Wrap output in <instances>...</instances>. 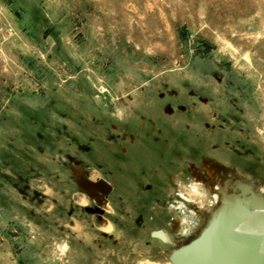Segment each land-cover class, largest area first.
I'll use <instances>...</instances> for the list:
<instances>
[{
	"label": "rangeland",
	"instance_id": "374dc122",
	"mask_svg": "<svg viewBox=\"0 0 264 264\" xmlns=\"http://www.w3.org/2000/svg\"><path fill=\"white\" fill-rule=\"evenodd\" d=\"M240 179L264 193V0H0V264H169Z\"/></svg>",
	"mask_w": 264,
	"mask_h": 264
},
{
	"label": "water",
	"instance_id": "95a60500",
	"mask_svg": "<svg viewBox=\"0 0 264 264\" xmlns=\"http://www.w3.org/2000/svg\"><path fill=\"white\" fill-rule=\"evenodd\" d=\"M81 148L86 151L91 150L89 146H82ZM230 183H232V181H228L225 185V190L232 191L228 197L235 196L243 203L246 200L245 205L248 207L244 208L240 206L241 210H238L239 205L237 203L239 202L233 203L236 206L233 204L230 205L228 202L226 210L228 211V208L232 207L228 220L224 223H220V221H222V219H220L217 221L218 223L209 226V228L206 229L205 227L202 230L204 232L201 236L198 239L195 238L196 240L187 245L185 250L181 252L190 255V258L191 256L195 257V259L200 261V264H222V262L227 260V252L225 253V251H222V247L226 246L228 252H230L229 257L236 255V257H234L235 262L241 261L232 264H254L252 263L254 257L257 263L264 264V256L260 254L263 248L262 242L264 240V193L259 191V185L254 182L240 179L232 184ZM88 184L90 187L94 188V190L104 195H109L113 190L111 184L105 180H99L98 182L88 181ZM79 185L81 187L80 183ZM223 196L224 194H222V198ZM250 199L252 201L247 203ZM224 215L225 212L223 217ZM228 222H230L229 226L225 225V223L228 224ZM155 236L160 237L163 241L167 240L163 232L155 233ZM205 236L208 238L207 241H205L206 239L203 240ZM256 236L260 238L258 245L255 241L250 240ZM240 246L242 248H238ZM238 254L240 257H238ZM254 254L255 256H253Z\"/></svg>",
	"mask_w": 264,
	"mask_h": 264
},
{
	"label": "bare ground",
	"instance_id": "6f19581e",
	"mask_svg": "<svg viewBox=\"0 0 264 264\" xmlns=\"http://www.w3.org/2000/svg\"><path fill=\"white\" fill-rule=\"evenodd\" d=\"M73 171H74V173L76 174V178H77V180H78V183H80L81 184V187H82V189H83V191L85 192V193H87L92 199H94L95 201H97L98 203H99V205H103V203H104V201H106V197H108L109 195H104V194H102V193H99L98 191H96V190H94V188H92V187H90V185L88 184V181H90V180H88V178H87V176H86V173H85V171L83 170V169H79V168H73ZM92 182H94V181H92ZM192 190H196V193L197 194H199V188L196 186V187H193V189ZM227 190H225V189H223L221 192H222V194H224V196H223V198L222 197H220V199H221V203H220V208H219V210H217L216 212H214V214H213V222L211 223L212 225L213 224H215V223H218L217 221L218 220H220V219H222V221H220V223L222 222V223H224V222H226L227 220H228V217L230 216L229 215V213H231L230 211H232V207L230 208H228V211L226 210V208H227V204H228V202L230 203V205H232L233 203H237V202H239V203H237L238 205H239V208H238V210L240 209L241 210V207H248V206H246L245 205V201H244V203L243 202H240V200H239V198H236L235 196L233 197H228L229 196V194H228V192H226ZM205 197L206 198H209V196H204V198H202L201 199V201H203V200H205ZM236 198V199H235ZM238 199V200H237ZM252 200L250 199V200H248L247 201V203L249 202H251ZM234 205V204H233ZM234 206H236V205H234ZM241 206V207H240ZM243 208V209H244ZM226 210V211H225ZM224 212H225V215H224V217H223V214H224ZM234 214V213H233ZM236 215V214H235ZM237 215H240V214H237ZM229 224H230V222H228V224L227 223H225V225H228L229 226ZM105 228H107L108 230H110L111 229V226H110V224L109 223H107V227H105ZM226 228H227V226H226ZM111 231V230H110ZM109 232V231H108ZM164 233V232H163ZM252 233V232H251ZM206 234H208V233H206ZM221 234V233H220ZM223 235V234H222ZM255 235V234H254ZM221 236V235H220ZM164 237H165V234H164ZM165 238H168L167 236L165 237ZM161 239V238H160ZM206 239V240H205ZM207 236H205L204 237V239L203 240H205V241H207ZM162 240V239H161ZM168 240V239H167ZM166 240V241H167ZM249 240V239H248ZM251 241H255V243L258 245V243H259V241H260V238L258 237V236H256V237H253L252 239H250ZM163 241V240H162ZM166 241H163V242H166ZM225 241V240H224ZM205 243V242H204ZM262 249H261V251H260V254L262 255V256H264V240H263V242H262ZM222 246V245H221ZM186 248V247H185ZM185 248H180V249H176L175 251H173V253L171 254V261L169 260V264H191V263H193V264H200V261L199 260H197V259H195V257H193V256H191V258H190V255H186V254H184V253H182L181 251L182 250H185ZM238 248H242L241 246L240 247H238ZM222 251H225V253H226V257H227V260H225L224 262H222V264H232V263H239V262H241L240 260H239V262H235V260H234V257H236V255L235 256H232V257H229V253L230 252H228V249L226 248V246H223L222 247ZM241 253V252H240ZM253 256H255V254L253 255ZM238 257H240V255L238 254ZM184 258V259H183ZM236 259V258H235ZM234 260V261H233ZM243 261V260H242ZM252 263H254V264H259V263H257L256 262V258L254 257L253 258V261H252Z\"/></svg>",
	"mask_w": 264,
	"mask_h": 264
},
{
	"label": "flooded vegetation",
	"instance_id": "af4514ba",
	"mask_svg": "<svg viewBox=\"0 0 264 264\" xmlns=\"http://www.w3.org/2000/svg\"><path fill=\"white\" fill-rule=\"evenodd\" d=\"M215 171H216V170H213V172L211 171L212 174H213V176H212L211 174H209L210 172L208 173V171H207L208 178H206V179H207V180H208V179H209V180H212V179L214 180V179H217V178H218L219 181L222 180V178H220L219 173H218L217 171H216V173H215ZM223 189H224V188H223ZM223 189H222V190H223ZM219 191H220V192H219V193H220V196H219V197H222V192H221V190H219ZM226 192H227V191H226ZM228 194H229V193H228ZM220 203H221V202H220ZM212 217H213V214H212ZM212 222H213V221H211V223H212ZM211 223H210L209 226L212 225ZM209 226H208L207 228H209ZM164 234H165V233H164ZM165 237H166V235H165ZM166 239H168V238H166ZM160 240H161V239H160ZM161 241H162V240H161ZM162 242H163V241H162ZM167 242H168V240H167L165 243H167ZM186 246H187V245H186ZM186 246H184V247H182V248H185ZM182 248H181V249H182ZM169 260L171 261V257H170Z\"/></svg>",
	"mask_w": 264,
	"mask_h": 264
}]
</instances>
